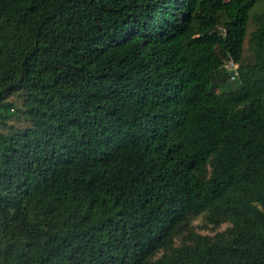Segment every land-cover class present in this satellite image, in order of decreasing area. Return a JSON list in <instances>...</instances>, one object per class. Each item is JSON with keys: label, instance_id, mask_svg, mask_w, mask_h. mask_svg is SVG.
Wrapping results in <instances>:
<instances>
[{"label": "trees", "instance_id": "obj_1", "mask_svg": "<svg viewBox=\"0 0 264 264\" xmlns=\"http://www.w3.org/2000/svg\"><path fill=\"white\" fill-rule=\"evenodd\" d=\"M0 264H264V0H0Z\"/></svg>", "mask_w": 264, "mask_h": 264}, {"label": "rangeland", "instance_id": "obj_2", "mask_svg": "<svg viewBox=\"0 0 264 264\" xmlns=\"http://www.w3.org/2000/svg\"><path fill=\"white\" fill-rule=\"evenodd\" d=\"M263 6V3L259 2L253 9V12L258 13ZM253 26L251 22L247 25V34L252 31ZM247 35L243 44V57L246 61L249 60V50L246 43ZM230 229V225L227 222H222L219 225L210 224L206 218L202 215L196 216L188 222L186 228L176 236L173 240L172 248H178L183 245L190 244L189 235H200L208 238H214L217 236H226ZM160 256V252L153 257V260Z\"/></svg>", "mask_w": 264, "mask_h": 264}, {"label": "built area", "instance_id": "obj_3", "mask_svg": "<svg viewBox=\"0 0 264 264\" xmlns=\"http://www.w3.org/2000/svg\"><path fill=\"white\" fill-rule=\"evenodd\" d=\"M225 68L227 69L228 74L230 75V79L232 80L235 76L236 66L234 64H232L231 62H229L225 65Z\"/></svg>", "mask_w": 264, "mask_h": 264}]
</instances>
